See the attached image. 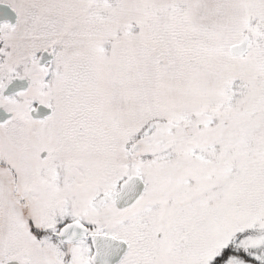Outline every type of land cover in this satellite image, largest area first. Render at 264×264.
<instances>
[{
  "label": "snow or ice",
  "instance_id": "6c2138e0",
  "mask_svg": "<svg viewBox=\"0 0 264 264\" xmlns=\"http://www.w3.org/2000/svg\"><path fill=\"white\" fill-rule=\"evenodd\" d=\"M0 264H264V0H0Z\"/></svg>",
  "mask_w": 264,
  "mask_h": 264
}]
</instances>
